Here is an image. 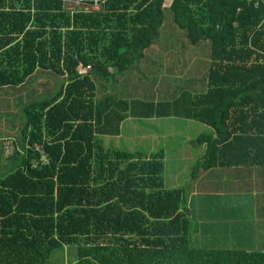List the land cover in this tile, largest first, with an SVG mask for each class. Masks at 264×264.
Listing matches in <instances>:
<instances>
[{"label":"trees","instance_id":"trees-1","mask_svg":"<svg viewBox=\"0 0 264 264\" xmlns=\"http://www.w3.org/2000/svg\"><path fill=\"white\" fill-rule=\"evenodd\" d=\"M174 29L190 50L210 46L188 113L214 130L191 140H208L205 166L264 165V0H0V88L64 79L25 107L19 146L0 154V264H46L63 247L73 264H264L262 252L193 248L186 191L166 187L163 152L105 144L130 115L178 116L172 99L140 112L99 97L97 83L141 66Z\"/></svg>","mask_w":264,"mask_h":264},{"label":"crops","instance_id":"crops-1","mask_svg":"<svg viewBox=\"0 0 264 264\" xmlns=\"http://www.w3.org/2000/svg\"><path fill=\"white\" fill-rule=\"evenodd\" d=\"M192 48L191 51L196 50L198 53L201 47L198 45ZM207 60L209 66L210 53ZM129 72L131 71L125 73L129 74ZM112 82L113 86L121 87L122 93L114 91L115 96L129 102L132 106L139 105L140 112H143L144 108L138 104L139 102L155 105L161 102L155 98L151 100L129 98L127 91L129 79L123 75L115 76ZM205 90V76L191 78L187 91H181L172 98L173 103L179 105L178 116L163 117H180L186 121L179 127L174 126L172 130L161 122L156 126L159 135L154 137L152 144L149 145L148 140L147 147L138 143L126 147L130 150L141 148L150 155L163 152L166 187L174 188L178 185L185 191L186 186L190 188V191L186 193V213L189 220L188 238L193 248L203 249L200 245L215 244L216 241L224 247L223 250L241 249L264 253V165L207 168L205 163L208 140H203L201 144L191 143L192 139L214 135L211 126L188 118V113L192 109V100L195 96L205 93ZM183 93H187L183 100L178 103L174 101L180 99ZM134 100L137 101L134 102ZM176 107L177 105L174 106V110H177ZM138 118L144 117L130 115L125 118L121 124L120 134L111 137H123L128 133L125 125H129L134 119L138 121ZM2 127L7 130L9 128L4 125ZM0 132L3 137L11 138L2 130ZM176 141H181V144L172 145Z\"/></svg>","mask_w":264,"mask_h":264},{"label":"rangeland","instance_id":"rangeland-1","mask_svg":"<svg viewBox=\"0 0 264 264\" xmlns=\"http://www.w3.org/2000/svg\"><path fill=\"white\" fill-rule=\"evenodd\" d=\"M73 1V0H69ZM72 3V2H69ZM170 11L166 9V17L170 16ZM184 34L176 31L169 34L166 38H159V44L152 46L145 53V60L141 62L135 70L128 73H122L124 77L129 79L128 97L151 100L153 98L160 101H169L173 96L189 87V81L194 77L206 76L208 66V56L210 46L203 42L198 49L191 51L188 48L191 44L186 42ZM201 54V55H198ZM205 56L206 58H204ZM150 58V59H149ZM140 70V72H138ZM140 73V74H139ZM64 83V79L50 73L41 72L33 75L25 83L0 88V130L5 134H9L14 140H21V130L25 122V107L32 101L41 100L49 97L56 92ZM98 95L102 98L106 95L121 92V87L113 86V82H105L98 79ZM186 119L180 117L170 118H138V121L125 125L128 131L121 138L105 136L104 141L108 148L128 149L126 146L138 143L147 147L154 142V137L159 135V123L167 125L169 130L174 126L179 127ZM2 125L9 127L8 130ZM17 138V139H16ZM157 147L158 145L154 143ZM181 141H176L172 145H180ZM18 147V141H15ZM154 147V146H153ZM152 148V147H150ZM159 149V148H158ZM139 150H142L141 148ZM156 153V152H155ZM1 174L9 170L6 167L7 160L1 159ZM5 164V165H4ZM173 187V186H171ZM178 185L175 186L177 188ZM181 188V187H179ZM190 188L186 186V193ZM230 214V213H229ZM192 246V244H191ZM194 246V245H193ZM203 249H222L223 246L215 241V244L200 245ZM76 261V249L73 247H63L52 252L46 264H73Z\"/></svg>","mask_w":264,"mask_h":264},{"label":"built area","instance_id":"built-area-1","mask_svg":"<svg viewBox=\"0 0 264 264\" xmlns=\"http://www.w3.org/2000/svg\"><path fill=\"white\" fill-rule=\"evenodd\" d=\"M76 3L88 4L92 3L94 5H99L102 0H74ZM89 69V67L87 68ZM16 149L15 140L12 138L3 137L0 132V151H2L5 157H9L14 154Z\"/></svg>","mask_w":264,"mask_h":264}]
</instances>
